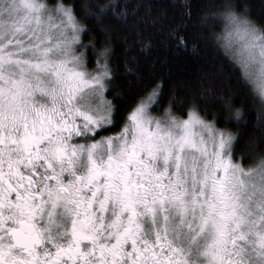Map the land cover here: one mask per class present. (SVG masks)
Instances as JSON below:
<instances>
[{
    "label": "snow or ice",
    "instance_id": "snow-or-ice-1",
    "mask_svg": "<svg viewBox=\"0 0 264 264\" xmlns=\"http://www.w3.org/2000/svg\"><path fill=\"white\" fill-rule=\"evenodd\" d=\"M130 4L0 0V264H264V150L241 162L237 132L195 103L164 104L160 81L117 91L108 35L147 22ZM211 7L189 0L181 23L195 14L197 30L173 39L223 48L218 73L236 72L251 101L210 85L204 98L264 143V22ZM125 57L138 63L131 47Z\"/></svg>",
    "mask_w": 264,
    "mask_h": 264
},
{
    "label": "trees",
    "instance_id": "trees-1",
    "mask_svg": "<svg viewBox=\"0 0 264 264\" xmlns=\"http://www.w3.org/2000/svg\"><path fill=\"white\" fill-rule=\"evenodd\" d=\"M195 9L203 8L206 11H216L212 5H221L223 0H190ZM237 7L246 10L249 18L257 22H264V0H234ZM142 3L137 21L147 22L138 26L137 31L143 29L142 35H131L130 31L124 35L109 33L108 40L114 46L116 55L113 63L117 71L115 87L118 92L125 89L124 95L131 99V94L138 92L141 88L149 87L156 81L162 82L165 89L164 104L174 100L175 104L183 105L187 109L191 104H197L201 109H207L210 113L216 114L219 127H230L237 132L240 145L238 158L242 162L251 163L243 157L250 151L264 150V143L261 142L252 123H237L235 118H228L222 104L210 102L204 97L208 96L211 86V94L217 97L231 96L236 107H241L251 101L249 95L250 85L242 82L237 73L233 72L230 82L218 73V68L223 65L225 69L231 66L229 56L223 48L214 41L201 42L193 49L191 44L187 48L183 45L177 46L173 35L179 25L180 31L189 37L197 30L196 16L192 21L182 24L184 5L189 0H131L130 6ZM150 10V12H149ZM203 15V13H201ZM212 25L210 30L220 31L223 29L219 17H211ZM88 27H93L94 22H86ZM105 23L109 27L120 28L116 23ZM96 35L103 39L100 33ZM125 37H127L126 42ZM99 47V45H98ZM131 47L137 64L125 65L126 48ZM91 66V65H90ZM128 68L135 70V76L128 74ZM207 77V79H205ZM204 85L202 87L201 85ZM183 109L177 107V112ZM254 110L251 116L254 117ZM211 115L209 119H211ZM228 120L226 125L225 121Z\"/></svg>",
    "mask_w": 264,
    "mask_h": 264
},
{
    "label": "clouds",
    "instance_id": "clouds-1",
    "mask_svg": "<svg viewBox=\"0 0 264 264\" xmlns=\"http://www.w3.org/2000/svg\"><path fill=\"white\" fill-rule=\"evenodd\" d=\"M223 4H228L231 7L228 9H222V10H227L230 12L235 13L237 16H241L242 15V10L240 8L237 7L236 3L234 2V0H223ZM217 17L220 18L221 22H222V26L224 27L226 24V18L223 15H218Z\"/></svg>",
    "mask_w": 264,
    "mask_h": 264
},
{
    "label": "rangeland",
    "instance_id": "rangeland-1",
    "mask_svg": "<svg viewBox=\"0 0 264 264\" xmlns=\"http://www.w3.org/2000/svg\"><path fill=\"white\" fill-rule=\"evenodd\" d=\"M256 151V150H255ZM239 160H241L240 158H238ZM241 162H242V160H241Z\"/></svg>",
    "mask_w": 264,
    "mask_h": 264
}]
</instances>
